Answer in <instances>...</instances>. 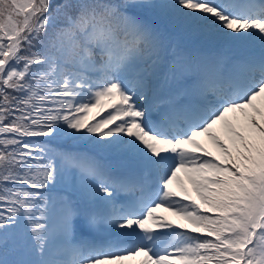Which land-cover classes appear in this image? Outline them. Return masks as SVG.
Returning a JSON list of instances; mask_svg holds the SVG:
<instances>
[{
	"label": "snow or ice",
	"instance_id": "snow-or-ice-1",
	"mask_svg": "<svg viewBox=\"0 0 264 264\" xmlns=\"http://www.w3.org/2000/svg\"><path fill=\"white\" fill-rule=\"evenodd\" d=\"M137 257L264 264V0H0V264Z\"/></svg>",
	"mask_w": 264,
	"mask_h": 264
},
{
	"label": "rangeland",
	"instance_id": "rangeland-1",
	"mask_svg": "<svg viewBox=\"0 0 264 264\" xmlns=\"http://www.w3.org/2000/svg\"><path fill=\"white\" fill-rule=\"evenodd\" d=\"M167 35L170 38L174 37V40L179 42V43L181 41L183 42V40L185 38L181 33L180 34L179 33L174 34V33L170 32V31H167ZM192 40L194 42H196V43H207L208 44L210 42V41L199 39V38L192 39ZM213 43L218 44V42H216V41H213ZM102 115H106V113H103ZM127 166H128V164L125 163L124 167H127ZM128 169H129V171H132V169L130 167ZM180 175L183 176L182 173ZM180 199H182V198H180ZM155 215L165 217V218H167V220H171L173 222V225L180 224V223H186L185 221H182L179 217L174 216L171 211H166L164 208L158 209ZM154 231L162 232V231H167V230L166 229H161V228H158V227L154 226ZM190 234L197 235V233H190ZM139 259H141V258L137 257L136 259L125 261L124 264H138V260Z\"/></svg>",
	"mask_w": 264,
	"mask_h": 264
},
{
	"label": "trees",
	"instance_id": "trees-1",
	"mask_svg": "<svg viewBox=\"0 0 264 264\" xmlns=\"http://www.w3.org/2000/svg\"><path fill=\"white\" fill-rule=\"evenodd\" d=\"M25 139H28L31 143L36 144L42 142L45 138H25Z\"/></svg>",
	"mask_w": 264,
	"mask_h": 264
}]
</instances>
